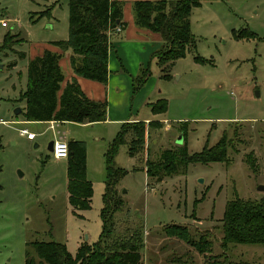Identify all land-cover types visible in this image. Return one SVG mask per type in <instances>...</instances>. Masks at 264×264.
I'll use <instances>...</instances> for the list:
<instances>
[{"label": "rangeland", "instance_id": "1", "mask_svg": "<svg viewBox=\"0 0 264 264\" xmlns=\"http://www.w3.org/2000/svg\"><path fill=\"white\" fill-rule=\"evenodd\" d=\"M56 1L0 0V23L7 25L0 24V43L6 34L19 36L8 42V56L0 53V264H24L27 250L35 255L31 245L36 242L63 244L73 255L79 246L95 243L101 232L104 154L120 125L97 141L90 129L71 127L87 139L86 178L93 190L90 209L79 211L68 203L67 161L54 159L47 150L50 141L62 137L56 133L61 128L52 131L50 125H41L44 122L14 115L21 104L14 101L25 91L29 59L41 55L50 42L68 38L67 1ZM49 8L50 16H39ZM189 20L195 48L175 63L172 78H160L154 59L148 66L147 93L151 101L166 99L165 113L154 115L139 106L134 115L164 122L146 138L150 160L183 144L189 155L200 153L225 131L232 140L229 162L189 164L184 174L159 182L145 172L147 152L130 160L127 144L121 145L114 163L128 172L117 187L126 205L114 216L115 228L122 236L127 228L141 226L143 264H264L263 247H220L226 202L235 197L264 200V191L258 190L264 186V0H201ZM233 31H249L257 38L236 40ZM18 52L25 58L19 59ZM195 57L206 62L198 63ZM14 62L15 68H9ZM21 130L36 139L28 141ZM171 224L186 226L193 234L207 231L211 252L199 255L179 239L166 237Z\"/></svg>", "mask_w": 264, "mask_h": 264}, {"label": "trees", "instance_id": "2", "mask_svg": "<svg viewBox=\"0 0 264 264\" xmlns=\"http://www.w3.org/2000/svg\"><path fill=\"white\" fill-rule=\"evenodd\" d=\"M62 0H57L56 3ZM68 6L69 33L66 41L50 42L60 53L45 50L40 56L27 63V86L16 101L24 102L22 117L27 122H67L75 124H95L104 122L107 116L106 101H92L80 89L75 79L62 88L64 75L59 66L63 54L70 51V64L74 73L86 80L105 85L108 80V56L111 50L109 34L117 28L124 30L123 3L111 0H66ZM201 0H156L136 1L132 4L134 25L139 29L157 34L161 47L153 54L160 69V78L170 80L171 70L180 59L185 58L190 49L195 48L189 17L193 9L200 7ZM51 8L39 16H50ZM39 19V18H38ZM14 36V37H13ZM232 36L254 39V34ZM19 37L6 34L0 43V53L10 51L8 42ZM20 39V38H19ZM18 39V40H19ZM17 40V42H18ZM23 39L19 40L21 44ZM18 58H25L18 53ZM198 63L206 60L195 57ZM80 67L77 68L76 64ZM12 66V65H11ZM10 66V67H11ZM151 75L149 67L143 68L132 80V90L136 93ZM152 114L165 113L167 102L158 100L150 105ZM161 123L151 121L132 122L121 125L116 137L109 143L105 156V182L100 211L101 232L98 240L81 245L75 255L66 246L56 242H36L31 245L35 255L25 252L24 264H143L141 250L144 247L143 233L139 228H127L120 236L115 228L114 216L123 210L126 203L118 194L117 187L127 175V171L115 167L114 158L121 145L127 144V155L135 158L147 152L145 172L148 177L161 182L180 173L184 174L189 164L228 163V153L232 140L224 131L219 141L212 147H205L200 153L189 155L186 145L174 149H164L155 160L149 159L145 148L148 130L160 129ZM183 131V130H181ZM67 186L68 203L71 207L86 211L90 209L93 190L86 178V150L80 141H67ZM247 163H253L248 156ZM221 243L225 250L228 245H253L264 248V200H243L235 197L226 202L221 219ZM166 237H174L184 242L199 255L211 252L212 240L209 233H191L182 225H169ZM214 264V263H206Z\"/></svg>", "mask_w": 264, "mask_h": 264}, {"label": "crops", "instance_id": "3", "mask_svg": "<svg viewBox=\"0 0 264 264\" xmlns=\"http://www.w3.org/2000/svg\"><path fill=\"white\" fill-rule=\"evenodd\" d=\"M111 1H117L123 3V21L126 23V28L124 30H120L119 33H114L112 36H110L111 37L110 42L112 45L108 56L107 83L105 85H102L98 82L86 80L77 76L74 73L70 64V58H71L70 51L64 53L63 57L59 62V66L64 75V82L62 83V88H64L65 84L68 83L70 80L75 79L80 89L88 99L92 101H106L107 103L106 120L104 122L95 123V124H75V123H67V122L61 123L56 121L42 123L41 125L44 124L50 125L52 131L57 130V128H61L62 131L60 132L58 130L56 131L57 135L62 136L60 139H58L59 141L67 142L68 137H71L72 140L85 142L87 139L86 138L84 139L83 137H79L80 135L75 131H73V129L71 128L78 125L82 127V129H90L92 131L91 134L92 135L94 134L93 136L97 141V136H101L103 133L109 134L110 130L114 129V127L116 126L120 125L121 127L122 124L132 123V122H144L145 124H148L149 122H151V120L138 119V117L134 115L135 110L139 106H147L150 109V105L154 104L158 100L161 99L166 100L165 98L158 97L155 101H151L148 95L149 93H147L148 90H146L147 89L146 85L141 87L136 93H133L132 90V85H133L132 80L139 75V72L143 68L149 66L151 60H153V54L160 49L162 44L157 34L150 33L147 30L139 29L134 25V19L133 16H131L130 14L131 11L130 9L132 8L133 2L156 1V0H111ZM52 42H57V41H52ZM49 45H46V47H44L45 48L44 51L47 50L53 53H60V51L57 48ZM18 53H23V52H18ZM8 54L9 52H6L3 54V56L6 57L8 56ZM1 55H0V62L2 61ZM33 58L34 57H31L30 59ZM11 64L12 67L9 68L11 69L15 68L16 63L14 62ZM26 77H27V71H26ZM27 80H26V86H27ZM23 92H21L18 95V98ZM17 106L20 107L19 110L21 111V113L14 115L15 117H22V112L25 107L24 102H21V104ZM17 122L24 123L25 121H17ZM160 123L164 124V122L161 121ZM63 126H70V127L62 129ZM166 127L164 128L165 131L168 129V126ZM150 134L151 131L149 130L147 138H149ZM20 136L23 137V135L21 134ZM35 139L36 137H34L33 140H28V141L31 142L34 141ZM130 160L133 159L130 158ZM88 181L91 183L90 180Z\"/></svg>", "mask_w": 264, "mask_h": 264}, {"label": "built area", "instance_id": "4", "mask_svg": "<svg viewBox=\"0 0 264 264\" xmlns=\"http://www.w3.org/2000/svg\"><path fill=\"white\" fill-rule=\"evenodd\" d=\"M2 28H6V23H0ZM116 33L120 32V29L117 28ZM20 134L25 136L27 140H33L35 137L34 134L29 133L27 130H21ZM68 155L67 142L56 140L53 143L52 156L56 160H66Z\"/></svg>", "mask_w": 264, "mask_h": 264}, {"label": "water", "instance_id": "5", "mask_svg": "<svg viewBox=\"0 0 264 264\" xmlns=\"http://www.w3.org/2000/svg\"><path fill=\"white\" fill-rule=\"evenodd\" d=\"M76 67L79 68V67H80V64L77 63V64H76ZM19 113H21V111H20L19 109H16L15 112H14L15 115H17V114H19ZM53 143H54L53 141H50V142L48 143V146H47V150H48V152H50V153H52V151H53ZM177 144H181V139L178 138V140H177ZM258 190H260V191H264V186L259 187Z\"/></svg>", "mask_w": 264, "mask_h": 264}]
</instances>
